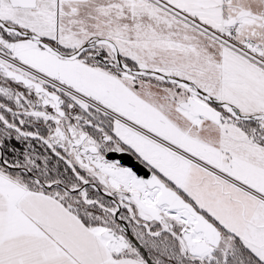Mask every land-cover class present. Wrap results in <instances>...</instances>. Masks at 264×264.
<instances>
[{"label":"snow or ice","instance_id":"snow-or-ice-1","mask_svg":"<svg viewBox=\"0 0 264 264\" xmlns=\"http://www.w3.org/2000/svg\"><path fill=\"white\" fill-rule=\"evenodd\" d=\"M0 264H264V0H0Z\"/></svg>","mask_w":264,"mask_h":264}]
</instances>
